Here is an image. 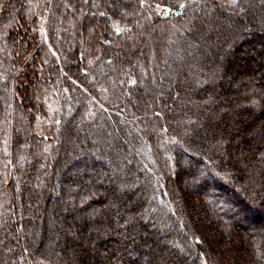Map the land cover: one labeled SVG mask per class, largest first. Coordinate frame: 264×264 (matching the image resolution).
<instances>
[{
	"label": "trees",
	"instance_id": "16d2710c",
	"mask_svg": "<svg viewBox=\"0 0 264 264\" xmlns=\"http://www.w3.org/2000/svg\"><path fill=\"white\" fill-rule=\"evenodd\" d=\"M190 1L0 3V264H264V0L155 69Z\"/></svg>",
	"mask_w": 264,
	"mask_h": 264
},
{
	"label": "rangeland",
	"instance_id": "374dc122",
	"mask_svg": "<svg viewBox=\"0 0 264 264\" xmlns=\"http://www.w3.org/2000/svg\"><path fill=\"white\" fill-rule=\"evenodd\" d=\"M2 1L3 0H1L0 3ZM104 1L108 5L106 6V8H102L101 9L102 11L108 10L109 12H111V8H110L111 4L110 3H112L113 6H115L116 11H118V12L124 11V7L122 6V4H120V5L118 4V1H122V0H104ZM194 1H196L198 4L195 8H191L193 6ZM212 1H214V2H212ZM215 1H217V2H215ZM234 1H236V0H191L190 6H189L190 9L188 8L187 12L183 16V18L187 19V22L182 23V24H176L174 26L172 23V25L168 29L166 28V31H164V34L161 33V36L158 37L155 42H153L152 49H153L154 59L152 62V66H154L155 69H158L156 67V65L159 67V65H165V64H168L171 62L170 58L172 56V52L169 50V52L166 53L165 50L169 48V43H171L172 40L176 38L178 33L182 32L184 30H187L191 26V24L193 22L192 20H194V18H197L196 16L199 15L200 11H201V13L203 11H205V17L206 18L215 17V16H218V13L216 11H219V9H220L219 6L216 7L215 3L223 5L224 2L230 3V2H234ZM89 7H91V6H89ZM86 10H87V5L82 3L76 11H72L70 13L69 18H70V20H73V25L75 22H78V21H80V19H82V17L87 12ZM157 11L159 13H161L162 8L158 7ZM111 14L115 15V13H112V12H111ZM97 24H98V20L96 18H94L93 20H90L88 22V24L86 23L85 26L83 27V34L79 32L76 35V38H77L76 40L83 42V44L86 43V41H88L90 44H93L92 45L93 47H95L96 46L95 38L97 35L95 33H93L94 30L92 29L93 30L92 31L91 28L95 27ZM135 27H138V26H135ZM16 38L23 41V38H24L23 33L21 32L19 35L16 36ZM68 51L70 52L71 49L70 50L68 49ZM62 53L63 52L60 51V54H62ZM91 61H93V60H91ZM40 63H41V61H40ZM168 70H169V68H168ZM163 86L161 85V88H165ZM19 93H20V91H19ZM32 108H35V105H32ZM188 206H189V208L191 207V204L189 202H188ZM167 252H169V251H167ZM171 261L173 262L174 258H172ZM171 261H169V262L171 263Z\"/></svg>",
	"mask_w": 264,
	"mask_h": 264
},
{
	"label": "snow or ice",
	"instance_id": "6c2138e0",
	"mask_svg": "<svg viewBox=\"0 0 264 264\" xmlns=\"http://www.w3.org/2000/svg\"><path fill=\"white\" fill-rule=\"evenodd\" d=\"M142 2H143V0H142Z\"/></svg>",
	"mask_w": 264,
	"mask_h": 264
}]
</instances>
